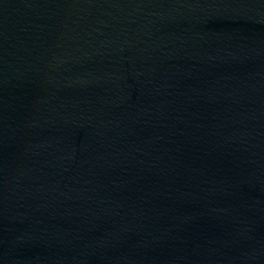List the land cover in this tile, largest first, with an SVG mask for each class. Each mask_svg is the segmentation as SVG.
I'll use <instances>...</instances> for the list:
<instances>
[{"label": "water", "instance_id": "water-1", "mask_svg": "<svg viewBox=\"0 0 264 264\" xmlns=\"http://www.w3.org/2000/svg\"><path fill=\"white\" fill-rule=\"evenodd\" d=\"M0 264H264V0H0Z\"/></svg>", "mask_w": 264, "mask_h": 264}]
</instances>
